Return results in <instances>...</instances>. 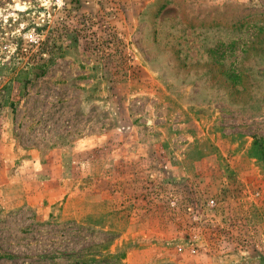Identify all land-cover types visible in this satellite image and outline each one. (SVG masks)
<instances>
[{"label": "rangeland", "instance_id": "374dc122", "mask_svg": "<svg viewBox=\"0 0 264 264\" xmlns=\"http://www.w3.org/2000/svg\"><path fill=\"white\" fill-rule=\"evenodd\" d=\"M255 138L264 0H0V264H264Z\"/></svg>", "mask_w": 264, "mask_h": 264}, {"label": "trees", "instance_id": "16d2710c", "mask_svg": "<svg viewBox=\"0 0 264 264\" xmlns=\"http://www.w3.org/2000/svg\"><path fill=\"white\" fill-rule=\"evenodd\" d=\"M33 70L34 75L38 76L39 74L44 72L42 65H36L31 68ZM18 82H23L22 79H18ZM250 154L255 157L258 161L262 162L264 165V145L261 139L255 138L250 147Z\"/></svg>", "mask_w": 264, "mask_h": 264}]
</instances>
